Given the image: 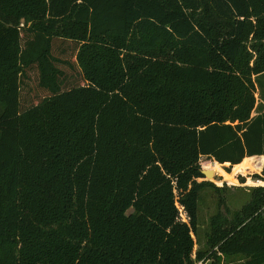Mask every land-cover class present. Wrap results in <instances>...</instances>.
<instances>
[{
    "label": "trees",
    "instance_id": "16d2710c",
    "mask_svg": "<svg viewBox=\"0 0 264 264\" xmlns=\"http://www.w3.org/2000/svg\"><path fill=\"white\" fill-rule=\"evenodd\" d=\"M260 76L264 0H0V264H198L199 160L264 156ZM224 210L196 259L264 264V185Z\"/></svg>",
    "mask_w": 264,
    "mask_h": 264
},
{
    "label": "rangeland",
    "instance_id": "374dc122",
    "mask_svg": "<svg viewBox=\"0 0 264 264\" xmlns=\"http://www.w3.org/2000/svg\"><path fill=\"white\" fill-rule=\"evenodd\" d=\"M261 87L257 88L256 99L257 109L252 112L254 115L257 110H261L260 104H264L261 98L264 97V76H260ZM263 85V86H262ZM261 107V108H260ZM252 159V160H249ZM249 164L246 168L236 172L232 176V180H226L222 175H219L217 171L212 169L214 160L207 157H201L199 162L201 169L213 170V175L207 178H198V181H210L217 185L219 189H213L210 186H205L199 193L198 199V225L196 234L193 235L196 240L194 245L193 257L198 264H246L247 257L242 254H227L221 255L219 260H197V251H204L209 248L207 245V235L209 231L210 218L218 212H225V207L229 210V215H232L235 211L241 209L250 199L252 188L255 186L264 185V156L249 158ZM262 159V160H261ZM261 160V161H260ZM260 166H257L259 163ZM226 172H232L233 165L221 164L220 165ZM257 175L260 177L256 178ZM221 180V181H220ZM257 180H261L262 184L257 183ZM220 182V183H219ZM222 199L223 204L220 205Z\"/></svg>",
    "mask_w": 264,
    "mask_h": 264
},
{
    "label": "bare ground",
    "instance_id": "6f19581e",
    "mask_svg": "<svg viewBox=\"0 0 264 264\" xmlns=\"http://www.w3.org/2000/svg\"><path fill=\"white\" fill-rule=\"evenodd\" d=\"M262 160V159H261ZM260 160V161H261ZM258 162L259 164L257 165V166H260V163H262V162ZM250 162H249V160L248 159H246V158H244L240 163H238V164H235V165H233L234 167H233V169H232V172H226L220 165L221 164H219V163H217V162H214V165L212 166V169L214 170V171H217L218 172V174L219 175H222L226 180L228 179V180H231V181H233L232 180V176H233V174L234 173H236V172H238V171H240V170H242L243 168H246V166H248V164H249ZM204 170H209L210 172H211V174L210 175H213V170H211V169H204ZM209 175V176H210ZM221 181V180H220ZM220 183V182H219ZM262 184L263 182H261V181H259V184Z\"/></svg>",
    "mask_w": 264,
    "mask_h": 264
},
{
    "label": "built area",
    "instance_id": "2783aa9c",
    "mask_svg": "<svg viewBox=\"0 0 264 264\" xmlns=\"http://www.w3.org/2000/svg\"><path fill=\"white\" fill-rule=\"evenodd\" d=\"M257 181H258L257 183H259V180H257ZM260 181H261V180H260ZM178 210H179L180 218H181L183 221H186L187 218H186V212H185L184 208H183L182 206L178 205Z\"/></svg>",
    "mask_w": 264,
    "mask_h": 264
},
{
    "label": "water",
    "instance_id": "95a60500",
    "mask_svg": "<svg viewBox=\"0 0 264 264\" xmlns=\"http://www.w3.org/2000/svg\"><path fill=\"white\" fill-rule=\"evenodd\" d=\"M200 171H201L204 178H207L211 174V172L209 170L201 169Z\"/></svg>",
    "mask_w": 264,
    "mask_h": 264
},
{
    "label": "crops",
    "instance_id": "0c3cea01",
    "mask_svg": "<svg viewBox=\"0 0 264 264\" xmlns=\"http://www.w3.org/2000/svg\"><path fill=\"white\" fill-rule=\"evenodd\" d=\"M256 113H257V112H256ZM256 113H255V114H256ZM253 157L255 158V157H260V156H253ZM253 157H246V159L253 158ZM225 164H229V163H225Z\"/></svg>",
    "mask_w": 264,
    "mask_h": 264
}]
</instances>
